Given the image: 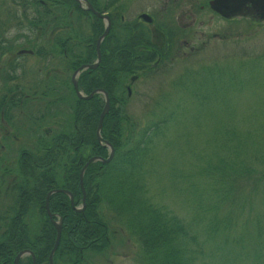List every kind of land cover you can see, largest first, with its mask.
I'll list each match as a JSON object with an SVG mask.
<instances>
[{
	"label": "rangeland",
	"instance_id": "rangeland-1",
	"mask_svg": "<svg viewBox=\"0 0 264 264\" xmlns=\"http://www.w3.org/2000/svg\"><path fill=\"white\" fill-rule=\"evenodd\" d=\"M207 1L122 0L117 6L114 16L122 15L124 21L135 22L138 15L147 12L156 17L157 26L176 32L167 57L134 72L138 77L129 84L122 124L127 137L134 133V140L149 131L150 160L144 164L147 195L153 204L177 216L189 235H194L196 242L189 243L192 264H264V19L253 20L255 14L238 13L227 20L199 8ZM176 2L183 3L181 9ZM10 8L16 17H22L23 7L13 0H0V27L5 28L0 42L7 39L15 47L9 59L3 52L0 85L6 72L20 80L23 71L29 80L31 74L38 72L42 77L47 67L60 62L43 60L28 51L19 53L17 45L31 34L22 23L8 21ZM29 10L26 15H31L33 9ZM183 11L187 13L184 17L180 16ZM79 15V29L87 30L92 19ZM165 21L169 25L163 26ZM21 30L28 38L18 36ZM4 49L8 50L7 46ZM12 58L15 62H8ZM98 97L104 98L101 93ZM155 129L160 132L151 135ZM1 136L0 132V141ZM28 139L4 140V159L16 161V148ZM101 144L106 145L103 140ZM211 166H224L225 175L231 170H237L239 176L242 172L239 182H248L244 188L230 191L220 207V196L214 191L217 184L204 175V168ZM107 219L114 232L109 247L87 251L84 264H145L137 238L112 212ZM29 220L40 227L42 219L37 212Z\"/></svg>",
	"mask_w": 264,
	"mask_h": 264
},
{
	"label": "trees",
	"instance_id": "trees-1",
	"mask_svg": "<svg viewBox=\"0 0 264 264\" xmlns=\"http://www.w3.org/2000/svg\"><path fill=\"white\" fill-rule=\"evenodd\" d=\"M13 1L16 6L23 7L20 12L22 17H16L10 8L8 21H17L19 26L23 24L22 28L35 38H28L22 30L18 36L28 38H24L23 42L33 49L36 57L60 62L47 67L42 77H38L37 72L31 74L28 80V74L22 71L20 80L12 73L4 78L0 117L9 121L10 117H14L12 111L20 109L23 111L20 117H25L23 119L31 127L34 126L30 138L23 140L25 144L21 151L24 153L17 156V161L29 165L22 167L27 178L24 185L22 183L25 192L15 195L16 216L10 217L6 224L10 236L7 241L10 245L13 241L17 242L19 248L25 245L32 248L38 264H48L47 254L54 244L56 229L45 213V198L52 189H65L72 195L73 204L70 196L60 191L51 194L48 202L50 211L61 217V236L55 252L60 261L65 254L67 261L71 260L69 264H84L87 251L107 249L114 233L109 229L107 219L110 211L115 220L140 242L145 264H192L189 243L196 242L194 235H189L187 227L177 216L153 204L147 195L144 164L150 153L149 131H144L141 138L134 140V133L127 137V129L122 124L126 119L124 99L128 96L131 80L138 77L134 72L144 70L147 65L151 67L152 61L159 58L151 49L153 43L148 28L136 21H123L121 16H114L122 0H86L98 11L109 14L111 26L100 45L99 64L95 69H84L77 83L87 93L93 88H102L108 94L109 109L103 117L100 135L109 142L114 152L108 162L93 161L86 167L83 173L85 206L83 211L78 212L75 206L82 204L79 183L82 166L92 156L107 158L109 151L96 135L105 99L97 95L90 100L79 99L73 91L71 75L80 65L94 61L95 41L103 32L104 23L81 8L76 0ZM29 9H33L32 13L26 15ZM79 14H86L88 19H92L87 23V30L79 29ZM4 32L2 25L0 34ZM79 34L86 37L76 38ZM46 35H50L49 40L43 39ZM8 42L11 41L5 39L1 46L4 53L15 48L14 43ZM169 42L172 41L166 40L162 47L154 46L162 53L161 58L167 57L171 46L167 45ZM6 46L8 50L4 49ZM127 77L130 83L125 84ZM31 105L32 111L28 112ZM23 119L16 123L20 124ZM10 128L0 122L3 141L12 132L18 137V129L10 131ZM159 132V129L150 131L151 135ZM204 172L217 184L214 191L220 196L219 207L230 191H238L248 185V182H239L242 172L239 176L237 170H231L225 175L224 166L205 167ZM31 209H37L42 219L41 229L35 232L34 237L29 231ZM5 235L0 238L1 242H6Z\"/></svg>",
	"mask_w": 264,
	"mask_h": 264
},
{
	"label": "flooded vegetation",
	"instance_id": "flooded-vegetation-1",
	"mask_svg": "<svg viewBox=\"0 0 264 264\" xmlns=\"http://www.w3.org/2000/svg\"><path fill=\"white\" fill-rule=\"evenodd\" d=\"M208 1L205 2V3H201L199 8L200 9H205V8L209 9L208 8L209 7L208 6ZM177 2L175 3V6L180 7V9H181V6L183 5V3L181 4V3H177ZM24 3H25V1H24ZM26 4L28 6L31 5V3H26ZM142 13H147V12H142ZM245 13H252V15L255 14L256 16L251 18L253 20L264 19V14L261 11H259L257 8H255V7H253L252 5H249V4L246 5L243 8L242 12H240V15L245 14ZM148 15L152 19L151 22L145 21L144 19L140 18L139 15H138V20H136V22L138 24H141V25L144 24V25L148 26L150 34H151V41L153 43V46L162 47L164 45V43L166 42V40L172 41V36L176 35V32L174 33V31H172L170 28H165V29L160 28V27H162V25L159 24L157 26L155 24L156 17L153 14H151V13H149ZM181 15H183V17H184L185 15H187V13H185L183 11V12L180 13V16ZM233 17L234 16H232V18H230L229 20H232ZM140 19H142L143 22H141V23L138 22V21H140ZM121 20L124 21V18H123L122 15H121ZM165 23H163V26L169 25L168 21H165ZM31 37L35 38L34 35H32ZM46 38H47V40H49L50 39V35H48L47 37H45V36L43 37V39H46ZM79 38H81V37H79ZM0 45L1 46L3 45V38H1ZM19 45H21V46H19ZM19 45H17V46H18L20 51L22 50V54H24L25 50H27V48H29L27 43H22V44H19ZM167 45H169V44H167ZM171 47L172 46H170V48ZM2 49L3 48L1 47L0 48V61L3 58V50ZM153 52L156 54V56H159V58L161 57L162 53L160 51H157L156 49H154ZM11 53H12V50H11V52H7L8 59H9V55H11ZM22 54H20V55H22ZM34 56L36 57V55H34ZM20 57H24V55H22ZM9 61L10 62L11 61L15 62V58H12V59L8 60V62ZM1 62H2V65H0V68L3 69V63L4 62L3 61H1ZM151 65H153V64H151ZM4 71H5V69H4ZM8 74L10 75L11 73L9 72ZM8 74L6 72L5 73L6 76L3 75V77H2L1 85H0L1 86V91H3L4 78H6ZM99 89H101V88H93L92 90H90L87 93L84 90V87H82V86H81V88L78 87L79 92L83 96H88L90 93L93 92L91 97L88 98V99L84 98V97H78V95L76 94L75 89L73 91H74L75 95L79 99L90 100L93 97H95L96 95L99 96V93H101V92L100 91H95V90H99ZM29 101L33 102L32 100H29ZM31 111H32V105H31V107H30L28 112H31ZM22 113H23V111L20 110V109L16 110L15 112L12 111V114H14V117H10L9 121H4L3 117H0L1 124H3V122H4L6 127L10 126L11 127L10 131H12V130L14 131V129H18L19 134H20L17 137V135L15 133H13V132H12V134L11 133H7V135L11 134V135H8L9 138H7V139H10V140H21L23 137L30 138L31 131L34 129V126L31 127L29 122L26 121L25 119H23L25 117H20L22 115ZM21 119H23V120H22V122L20 124L16 123L18 121H21ZM16 124H17V126H15ZM18 124H19V127H18ZM19 128H20V130H19ZM24 144L25 143L23 141V145L19 146V148H16V151H15L16 154L24 153V151H21L22 148L24 147ZM5 147H6L5 142L2 139L0 141V152H1V155H0V238L2 237L3 234L4 235L6 234L5 235L6 242L5 241H2V242L0 241V264H15L14 263V259H15L16 254L19 253V252H21V255H20L19 259H18V264H28V262H31V264H34L33 263V259H35L36 264H38L37 259H36V255H35V253H34L32 248L27 247L26 245L23 246L22 248H19V245H18L17 242L13 241V242H11V245H10V242L7 241L8 240L7 238H10V236H9V232H8L9 228L6 226V224L9 222V218L10 217H15L16 216V214L14 212V204H13V202L15 201V195L17 194V192H20V194L22 192H25L23 190L22 183L24 185V180L27 179V178L25 177V173L22 171V167L24 168L28 163L25 164V162H20V161H17V160L16 161H9V158H7V157L4 159L3 149ZM22 173H24V174H22ZM30 211L31 212L29 213V216H31L32 213L34 214L36 212L38 213V216H40V214H39L37 209H33V210L31 209ZM75 211L80 212V211H83V210L75 209ZM45 213H46L47 217L49 218L48 213H47L46 210H45ZM42 217L44 218V216H42ZM34 224L31 223L30 226H29V231H30L31 235H33V237H34L35 232H37L38 230L41 229V227H36ZM61 230H62V227H61ZM14 231L15 230L13 229L12 232H14ZM31 244H32V246L35 245L34 242H32ZM55 252H56V250L53 253V263L54 264H57V263L58 264H69L68 261H71V260L68 259V261H67V256L65 254H64L63 257H61V261H60L58 258H56ZM48 256H49V252L47 254V263L49 264V260H48L49 257Z\"/></svg>",
	"mask_w": 264,
	"mask_h": 264
},
{
	"label": "water",
	"instance_id": "water-1",
	"mask_svg": "<svg viewBox=\"0 0 264 264\" xmlns=\"http://www.w3.org/2000/svg\"><path fill=\"white\" fill-rule=\"evenodd\" d=\"M77 2H79V4L81 3H85V9L91 11L94 15H96L97 17H100L101 19H104L106 21L105 23V27L103 32L101 33V35L98 37L97 42H96V60L93 63L90 64H82L80 65L77 69H75L72 73V84L73 87L76 91V94L78 95V97H84V98H90L91 95L93 94L90 93L88 96H83L79 90H78V85H77V77L79 75V73L86 69H95L98 65V63L101 60V51H100V43L103 40V38L108 34L109 32V28H110V17L105 14V13H101L99 11H97L90 3H88L86 0H76ZM209 7L211 8V10H213L214 12L218 13L219 15L225 17V18H229L232 15L238 14L240 12H242L243 8L246 5H252L253 7L257 8L259 11H261L264 14V0H209L208 2ZM141 18H143L145 21L147 22H151V17L148 14H141L140 15ZM28 51L29 53H32L33 51L31 49L25 50ZM19 53H22V50L19 51ZM95 91H102L105 94V104L103 106V109L100 113L99 116V120H98V125L96 128V135L99 141H105L106 145H108L111 148V152L110 155L107 158H101L99 156H95V157H90L87 162L82 166L81 171H80V175H79V183H80V187L82 190V202H83V206L81 209L84 208L85 206V189H84V185H83V173L84 170L86 169V167L93 161V160H101L103 163L108 162L111 157L113 156V148L112 146L109 144V142H107L106 140H104L101 135H100V131L102 129V121H103V117L105 115V113L108 111L109 109V98L107 93L102 89L99 90H95ZM65 192L68 193L70 196V201L73 204V197L72 195L67 192V190L65 189H52L50 190L45 198V209L48 213L49 218L51 219L53 225L56 228V237H55V241L54 244L52 246V248L49 251V264H54L53 263V253L55 251V249H57L58 244H59V240H60V235H61V224L59 221H56L55 219H53L54 214H52L50 212L49 206H48V199L50 197V195L54 192ZM77 209V208H76ZM21 252L17 253L14 259L15 264H18V259L20 256ZM33 263L36 264L35 259H33Z\"/></svg>",
	"mask_w": 264,
	"mask_h": 264
}]
</instances>
